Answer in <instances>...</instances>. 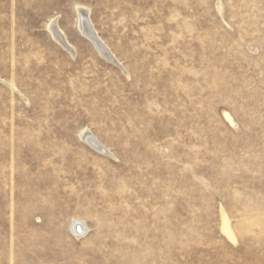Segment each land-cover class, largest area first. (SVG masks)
<instances>
[{
	"label": "rangeland",
	"instance_id": "rangeland-1",
	"mask_svg": "<svg viewBox=\"0 0 264 264\" xmlns=\"http://www.w3.org/2000/svg\"><path fill=\"white\" fill-rule=\"evenodd\" d=\"M0 264H264V0H0Z\"/></svg>",
	"mask_w": 264,
	"mask_h": 264
},
{
	"label": "bare ground",
	"instance_id": "bare-ground-1",
	"mask_svg": "<svg viewBox=\"0 0 264 264\" xmlns=\"http://www.w3.org/2000/svg\"><path fill=\"white\" fill-rule=\"evenodd\" d=\"M78 28H79L80 32L84 36L90 38V40L95 44L96 48L107 59H109V61L110 60L111 61H116V59L113 56V54L111 53V51L107 48V46L97 36V34H96V32H95V30L93 28V25H92V23H91V21L89 19L88 10L86 8H84V7H79V9H78ZM49 31H50L51 35L54 37V39L59 44H61L63 47H65L68 51L73 52L71 46L69 45V43L67 42V40L65 38V35L59 29V27L57 26L56 21H52V23L49 25ZM82 138L88 144H90V146H92L94 149H96L100 153L109 154V151L107 150V148L104 147L98 141V139L92 135L91 132L85 131L82 134ZM78 228H79V230H78ZM80 230L82 231V233L80 232ZM87 230L88 229H87L86 225L83 222H81V221L74 222V224H73V232L74 233L80 232V236H82V235H84L86 233Z\"/></svg>",
	"mask_w": 264,
	"mask_h": 264
}]
</instances>
